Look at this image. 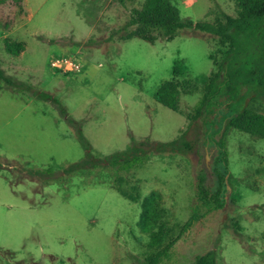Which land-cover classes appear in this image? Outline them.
Segmentation results:
<instances>
[{"label": "rangeland", "instance_id": "1", "mask_svg": "<svg viewBox=\"0 0 264 264\" xmlns=\"http://www.w3.org/2000/svg\"><path fill=\"white\" fill-rule=\"evenodd\" d=\"M143 1H0V69L59 99L80 125L91 157L125 150L132 138L170 141L183 131L194 143L188 154L153 153L128 171L107 165L65 173L86 153L75 128L50 101L10 89L0 79L4 262L17 264L32 255L39 264H139L149 251L148 234L138 223L141 201L153 194L165 238H176L160 264H193L208 249H215L217 264H264V137L227 131L225 205L180 233L193 209L205 211L196 197L197 177L217 153L204 119L190 122L188 115L226 46L193 29L169 41L123 39L131 28L122 25ZM170 2L181 18L193 21H215L221 12L235 16L239 10L235 0ZM5 37L25 49L8 54ZM57 59L71 60L80 70L53 66ZM170 79L179 83L175 110L153 96ZM243 107L264 115V97L249 96ZM29 170L54 174L45 179ZM207 176L211 184L212 171Z\"/></svg>", "mask_w": 264, "mask_h": 264}, {"label": "trees", "instance_id": "2", "mask_svg": "<svg viewBox=\"0 0 264 264\" xmlns=\"http://www.w3.org/2000/svg\"><path fill=\"white\" fill-rule=\"evenodd\" d=\"M117 1L124 4L126 0ZM235 1L239 9L235 16L221 12L222 18L215 21H193L181 18L178 8L170 0H144L140 8L131 11L129 18L121 27L122 30L131 28L122 37L123 39L138 37L153 43L161 37L169 41L179 31L193 29L216 36L219 42L226 46L224 56L218 63V69L209 72L203 82L201 96L188 115L190 122L197 118L204 119L208 141L215 146L217 153L211 165L213 182L211 184L207 182L208 176L204 168L197 177L196 197L205 211L201 213L196 208L193 209L191 215L181 225L180 233L186 232L204 213L220 210L225 205L227 175L230 173L225 145L227 131L233 128L264 137V115L243 107L245 99L249 96L264 97V0ZM89 39L85 42L90 41ZM3 43L5 51L14 56L25 49L23 42L8 37L3 39ZM75 44L81 43L75 42ZM0 79L10 89L27 92L38 99L50 101L75 128L86 153L79 161L66 166L65 173L107 165L128 171L145 164L153 153L188 154L194 149L193 141L186 138L183 131L177 138L170 141L151 142L148 138L140 140L132 138L131 144L125 150L103 158H93L80 125L67 115L59 99L50 93L36 89L29 83L5 74L1 69ZM178 87L179 83L176 80H165L153 96L159 103L175 110ZM222 129L224 132L218 138ZM29 171L39 176L44 175L42 178L45 179L52 178L54 174L52 171L51 173L39 170ZM141 207L138 223L141 231L148 234L149 251L139 264H160L169 256L176 238H165L159 223V208L153 194L142 199ZM6 251L10 254L14 253L13 250L6 249ZM28 262L39 264L32 255H29L27 261H19L17 264H29ZM0 264L9 263L0 258ZM193 264H217L215 249H208L197 254Z\"/></svg>", "mask_w": 264, "mask_h": 264}, {"label": "built area", "instance_id": "3", "mask_svg": "<svg viewBox=\"0 0 264 264\" xmlns=\"http://www.w3.org/2000/svg\"><path fill=\"white\" fill-rule=\"evenodd\" d=\"M58 62H60L61 65H59ZM52 65L56 67H60L64 71L66 70V71H71V72L72 71L77 72L80 70L79 64L74 63L73 61L68 60V59H57L55 61H52Z\"/></svg>", "mask_w": 264, "mask_h": 264}, {"label": "water", "instance_id": "4", "mask_svg": "<svg viewBox=\"0 0 264 264\" xmlns=\"http://www.w3.org/2000/svg\"><path fill=\"white\" fill-rule=\"evenodd\" d=\"M205 168H206V170H207V172H206L207 175L210 174V172L212 171V170H211V166L207 164V165L205 166Z\"/></svg>", "mask_w": 264, "mask_h": 264}]
</instances>
